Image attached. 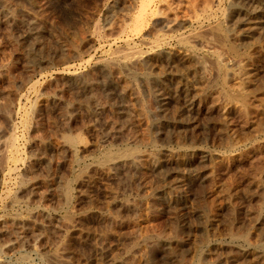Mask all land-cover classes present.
Instances as JSON below:
<instances>
[{
  "label": "rangeland",
  "instance_id": "rangeland-1",
  "mask_svg": "<svg viewBox=\"0 0 264 264\" xmlns=\"http://www.w3.org/2000/svg\"><path fill=\"white\" fill-rule=\"evenodd\" d=\"M140 1L0 0V264H264V0Z\"/></svg>",
  "mask_w": 264,
  "mask_h": 264
},
{
  "label": "bare ground",
  "instance_id": "bare-ground-1",
  "mask_svg": "<svg viewBox=\"0 0 264 264\" xmlns=\"http://www.w3.org/2000/svg\"><path fill=\"white\" fill-rule=\"evenodd\" d=\"M154 0H142V2H141V6L139 7L140 8V10L137 12L138 14H136V16H134L133 18H134V20H133V22L135 21V23H134V26H135V28L136 27H141V24H143L144 23V21L146 20L145 19V16L147 15V14H152V15H154L155 13H157L158 11H156L154 8H152V2H153ZM211 1V0H210ZM251 1V0H250ZM255 1V0H254ZM258 2H261V0L259 1V0H257ZM7 2V1H6ZM38 2V1H37ZM232 2H233V0H232ZM263 2V1H262ZM8 3V2H7ZM6 3V4H7ZM210 2H208V4H209ZM223 3V2H222ZM140 4V3H139ZM159 4V3H158ZM258 4H260V3H258ZM154 5V4H153ZM258 6H261V5H258ZM11 7V6H10ZM159 7V6H158ZM1 8V7H0ZM138 8V9H139ZM169 8V7H168ZM229 8V7H228ZM259 8V7H258ZM159 9V8H158ZM172 9V8H171ZM257 9V8H256ZM262 9V8H261ZM161 11H162V8L160 9ZM210 10V9H209ZM250 10V9H249ZM254 11V10H253ZM163 12V11H162ZM161 12V13H162ZM214 12V11H213ZM248 12V11H247ZM158 14H160V13H158ZM163 15V14H162ZM148 16V15H147ZM164 16V15H163ZM33 17V16H32ZM165 17V16H164ZM9 18H10V16H9ZM30 19V18H29ZM38 19V18H37ZM145 19V20H144ZM171 19V18H170ZM157 20V19H156ZM155 21V20H154ZM172 21V20H171ZM218 21V20H217ZM253 21V20H252ZM132 22V21H131ZM146 22V21H145ZM156 23V22H155ZM133 24V23H132ZM158 25V24H157ZM164 25V24H163ZM218 25V24H217ZM216 25V26H217ZM36 26V25H35ZM127 26V25H126ZM133 26V25H132ZM250 26V25H249ZM129 27V26H128ZM173 27V26H172ZM251 27V26H250ZM132 29H133V27H131ZM143 28V27H142ZM146 28H147V26H146ZM225 28V27H224ZM247 28V27H246ZM131 29V30H132ZM140 28H137V29H135V31L137 30H139ZM217 29V28H216ZM252 29V28H251ZM254 29H255V27H254ZM122 30V29H121ZM129 30V29H128ZM83 31V30H82ZM132 31H134V30H132ZM136 31V32H137ZM243 32V31H242ZM30 33V32H29ZM131 33H133V32H131ZM239 33V32H238ZM81 34V33H80ZM84 34V33H83ZM82 34V35H83ZM147 34V33H146ZM145 34V35H146ZM149 34V33H148ZM152 34H154V33H152ZM135 35H137V34H135ZM128 36V35H127ZM143 36H144V34H143ZM147 36V35H146ZM229 36V35H228ZM128 38V37H127ZM130 38V37H129ZM133 38V37H132ZM230 38V37H229ZM37 39V38H36ZM79 39V38H78ZM78 39H76V40H78ZM158 40V39H157ZM80 41V40H79ZM83 41V40H82ZM114 41V40H113ZM156 41V40H155ZM72 42V41H71ZM190 42V41H189ZM80 43H81V41H80ZM157 43V42H156ZM228 43V42H227ZM231 43V42H230ZM63 44V43H62ZM134 44V43H133ZM147 44V43H146ZM151 44V43H150ZM187 44V43H186ZM190 44V43H189ZM130 45V44H129ZM140 45V44H139ZM157 45V44H156ZM168 45V44H167ZM181 45V44H180ZM73 47H74V45H72ZM132 46V45H131ZM144 46V45H143ZM66 47H68V46H66ZM130 47V46H129ZM136 47V46H135ZM182 47H183V45H182ZM38 48V47H37ZM72 48V47H71ZM78 48V47H77ZM124 48H125V46H124ZM159 48V47H158ZM188 48V47H187ZM192 48H194V47H192ZM39 49H40V47H39ZM132 49V48H131ZM134 49V48H133ZM195 49V48H194ZM140 50V49H139ZM176 50V49H175ZM68 51V50H67ZM159 51V50H158ZM125 52H126V50H125ZM136 52H137V50H136ZM140 52V51H139ZM180 52V51H179ZM53 53V52H52ZM56 53V52H55ZM189 53V52H188ZM121 54V53H120ZM123 54H124V52H123ZM128 54V53H127ZM198 54V53H197ZM141 55V54H140ZM186 55H189V54H186ZM203 55V54H202ZM45 56V55H44ZM62 56H64V54H62ZM116 56V55H115ZM118 56V55H117ZM143 56V55H142ZM169 56V55H168ZM218 56V55H217ZM59 57V56H58ZM66 57V56H65ZM123 57V56H122ZM219 57V56H218ZM63 58V57H62ZM61 58V59H62ZM116 58V57H115ZM129 58V57H128ZM32 59H34V58H32ZM64 59V58H63ZM111 59V58H110ZM220 58H218V60H219ZM117 60V59H116ZM113 61V60H112ZM196 61V60H195ZM124 62V61H123ZM128 62H130V61H128ZM125 63H126V61H125ZM131 63V62H130ZM185 63V62H184ZM116 64H118V63H116ZM109 65H111V64H109ZM113 65V64H112ZM133 65V64H132ZM185 65V64H184ZM200 65V64H199ZM204 65H205V63H204ZM121 66V65H120ZM125 66V65H124ZM123 66V67H124ZM193 66V65H192ZM91 67V66H90ZM149 67V66H148ZM172 67V66H171ZM175 67V66H174ZM8 68V67H7ZM120 68V67H119ZM183 68V67H182ZM204 68V70H205V67H203ZM112 69V68H111ZM123 69V68H122ZM127 69V68H126ZM148 69V68H147ZM171 69V68H170ZM180 69H181V67H180ZM7 70V69H6ZM102 70V69H101ZM121 70V69H120ZM125 70V69H124ZM151 70V69H150ZM176 70H178V69H176ZM10 71V70H9ZM59 71V70H58ZM92 71V70H91ZM106 71V70H105ZM170 71V70H169ZM243 71V70H242ZM241 71V72H242ZM87 72V71H86ZM176 72H178V71H176ZM181 72H182V70H181ZM10 73V72H9ZM8 73V74H9ZM102 73V72H101ZM124 73V72H123ZM148 73H149V71H148ZM174 73V72H173ZM240 73V72H239ZM114 74V73H113ZM149 74H151V73H149ZM87 75V74H86ZM105 75V74H104ZM117 75V74H116ZM124 75V74H123ZM9 77H10V75H8ZM85 76V75H84ZM118 76H120L119 74H118ZM135 76V75H134ZM133 76V77H134ZM148 76V75H147ZM155 76V75H154ZM184 76V75H183ZM77 77V76H76ZM87 77H89L88 75H87ZM181 77V76H180ZM83 78V77H82ZM107 78V77H106ZM120 79V78H119ZM131 79V78H130ZM146 79V78H145ZM162 79V78H161ZM206 79V78H205ZM106 80V79H105ZM104 80V81H105ZM122 80V79H121ZM124 80V79H123ZM12 81V80H11ZM87 81V80H86ZM109 81V80H108ZM129 81V80H128ZM135 82V81H134ZM120 83V82H119ZM175 83V82H174ZM126 84V83H125ZM128 84H130V82L128 83ZM132 84V83H131ZM185 84V83H184ZM243 84V83H242ZM139 85V84H138ZM32 87V86H31ZM118 87V86H117ZM132 87H134V86H132ZM140 87V86H139ZM87 89V88H86ZM139 89V88H138ZM31 90V89H30ZM123 90V89H122ZM42 91V90H41ZM90 92V91H89ZM17 93V92H16ZM94 101V100H93ZM28 106V105H27ZM35 106V105H34ZM31 110V109H30ZM28 111V110H27ZM9 112V111H8ZM9 114V113H8ZM148 114V113H147ZM11 116V115H10ZM26 116V115H25ZM27 117V116H26ZM25 118V117H24ZM36 118V117H35ZM28 119V118H27ZM34 121V120H33ZM25 122H26V120H25ZM25 124V123H24ZM16 125V124H15ZM26 125V124H25ZM12 127V126H11ZM1 133V132H0ZM1 135V134H0ZM19 138V137H18ZM23 139V138H22ZM65 140V139H64ZM15 138H14V136H11L10 138H9V140L7 141V142H5L4 143V145L5 146H9V147H11L10 149L11 150H8L9 151V153L8 152H6L5 154H4V156L5 157H8V159H15ZM66 141L70 144V143H74V138H73V136H71V135H67L66 136ZM154 142V141H153ZM26 143V142H25ZM9 149V148H8ZM76 150V149H75ZM107 151H108V149H107ZM110 151V150H109ZM124 151V150H123ZM130 151V150H129ZM105 152V151H104ZM122 152V151H121ZM151 152V151H150ZM110 153V152H109ZM117 153V152H116ZM126 153V152H125ZM127 153H130V152H127ZM119 154V153H118ZM149 154V153H148ZM153 154V153H152ZM27 155V154H26ZM115 155H117V154H115ZM132 155H134V154H132ZM2 156V155H1ZM17 156V155H16ZM25 157V156H24ZM136 157V156H135ZM154 157V156H153ZM118 158H120V157H118ZM156 158H157V156H156ZM5 159V158H4ZM32 159V158H31ZM73 159V158H72ZM131 159V158H130ZM139 159V158H138ZM34 160V159H33ZM83 160V159H82ZM110 160H112V159H110ZM118 160V159H117ZM132 160V159H131ZM29 161V160H28ZM124 161V160H123ZM157 161V160H156ZM159 161V160H158ZM22 162V161H21ZM83 162V161H82ZM113 162V161H112ZM129 162H130V160H129ZM128 162V163H129ZM125 163V162H124ZM127 163V162H126ZM132 163V162H131ZM139 163V162H138ZM152 163V162H151ZM1 164H3V163H1ZM15 165V164H14ZM155 165V164H154ZM156 165H157V163H156ZM84 169V168H83ZM1 170V169H0ZM3 170V169H2ZM106 170V169H105ZM78 172V171H77ZM83 173V172H82ZM84 174V173H83ZM12 176V175H11ZM18 176V175H17ZM26 176V175H25ZM78 176H79V174H78ZM5 177V176H4ZM28 177V176H27ZM76 178H77V176H76ZM75 178V179H76ZM66 179H64V181H65ZM5 182H7V181H5ZM12 182V181H11ZM53 183V182H52ZM11 184V183H10ZM56 185V184H55ZM33 186V185H32ZM59 188V187H58ZM63 188V187H62ZM61 188V189H62ZM60 189V190H61ZM59 190V191H60ZM64 190V189H63ZM66 190L68 191V189L66 188ZM66 191V192H67ZM61 193V192H60ZM64 194V193H63ZM65 194H68V193H65ZM14 195H15V193H14ZM14 195L12 194V193H9L8 194V198H10L11 200L13 199V198H16V197H14ZM7 196V195H6ZM65 196V195H64ZM70 196V195H69ZM67 199H68V197H67ZM11 200H9V201H11ZM69 200V199H68ZM66 202V201H65ZM19 203V202H18ZM6 204V203H5ZM68 205V204H67ZM6 209H7V207H6ZM8 210V209H7ZM13 221H14V219H13ZM17 221V220H16ZM9 222V221H8ZM7 223V222H6ZM10 223H13L12 222V220H11V222ZM10 223H8V226L10 225ZM19 223V222H18ZM164 233V232H163ZM163 233H161V234H163ZM154 234V233H153ZM157 234V233H156ZM239 237V236H238ZM247 238V237H246ZM65 241V240H64ZM160 241V240H159ZM158 241V242H159ZM157 242V243H158ZM159 244V243H158ZM261 244V243H260ZM263 246V245H262ZM261 247V246H260ZM262 249V248H261ZM264 251V250H263Z\"/></svg>",
  "mask_w": 264,
  "mask_h": 264
}]
</instances>
